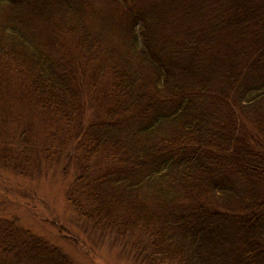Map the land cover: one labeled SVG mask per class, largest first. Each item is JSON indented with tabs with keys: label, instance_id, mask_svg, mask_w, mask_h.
<instances>
[{
	"label": "trees",
	"instance_id": "1",
	"mask_svg": "<svg viewBox=\"0 0 264 264\" xmlns=\"http://www.w3.org/2000/svg\"><path fill=\"white\" fill-rule=\"evenodd\" d=\"M93 2L0 0V75L74 126L76 220L137 264H264V0ZM74 50L109 68L82 127ZM0 264L75 263L0 218Z\"/></svg>",
	"mask_w": 264,
	"mask_h": 264
},
{
	"label": "rangeland",
	"instance_id": "2",
	"mask_svg": "<svg viewBox=\"0 0 264 264\" xmlns=\"http://www.w3.org/2000/svg\"><path fill=\"white\" fill-rule=\"evenodd\" d=\"M93 1L99 9V0ZM69 60L81 80L82 127L107 102L109 68L103 66L102 58L85 63L76 50ZM0 74L8 73L0 70ZM6 79L0 75V152L9 149L16 157L9 165L17 162L20 170L6 169L7 162H0V218L15 219L21 228L61 248L75 264H137L132 256H121L106 239L98 242L89 227L76 220L66 200L75 176V161L68 165L73 144L67 139L74 126L39 115L21 98L18 87Z\"/></svg>",
	"mask_w": 264,
	"mask_h": 264
}]
</instances>
